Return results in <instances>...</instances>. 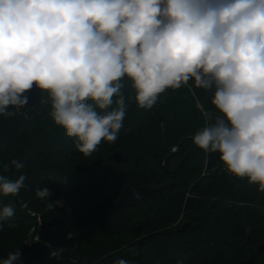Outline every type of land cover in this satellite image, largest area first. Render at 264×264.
I'll return each mask as SVG.
<instances>
[{"label": "clouds", "instance_id": "9594fccd", "mask_svg": "<svg viewBox=\"0 0 264 264\" xmlns=\"http://www.w3.org/2000/svg\"><path fill=\"white\" fill-rule=\"evenodd\" d=\"M124 77L145 110L189 81L212 91L215 111H202L192 144L264 193V0H0V117L22 114L39 90L54 124L89 157L123 127ZM25 180L0 175V194L18 195ZM14 216L13 204L0 208V222ZM21 259L16 250L0 264Z\"/></svg>", "mask_w": 264, "mask_h": 264}, {"label": "trees", "instance_id": "16d2710c", "mask_svg": "<svg viewBox=\"0 0 264 264\" xmlns=\"http://www.w3.org/2000/svg\"><path fill=\"white\" fill-rule=\"evenodd\" d=\"M122 83L128 103L123 127L115 143L102 142L89 157L53 125L50 104L0 117V175L26 177L25 187L9 201L0 194V208L15 206V216L0 222V261L27 244L32 227L38 235L40 218L62 216L76 246L52 247L43 264H114L118 259L176 264L181 258L184 264H264V253L257 250L264 243V193L247 178L228 173L218 153L192 144L191 136L204 124L202 111H215L213 92L189 81L190 86L167 89L145 110L137 107L131 81L124 77ZM3 145H12L10 153L1 150ZM113 154L123 159L117 162ZM11 159L25 167L5 172L2 165ZM102 170L107 180L100 191L94 179ZM151 183L156 191L149 197L106 216L126 187ZM37 187H47L51 197L37 198ZM60 197L64 206L54 202ZM223 199L230 204L220 206ZM187 223L191 226L181 232Z\"/></svg>", "mask_w": 264, "mask_h": 264}, {"label": "water", "instance_id": "95a60500", "mask_svg": "<svg viewBox=\"0 0 264 264\" xmlns=\"http://www.w3.org/2000/svg\"><path fill=\"white\" fill-rule=\"evenodd\" d=\"M40 92L34 90L30 93L29 108H36L39 105ZM111 158L117 162L123 159V155H112ZM156 191V186L151 183L144 186L126 187L120 194L116 204L110 208L107 217L125 206H131L137 201H141L149 197ZM138 193V197L137 194ZM191 226L187 223L180 230L186 231ZM39 241L24 245L20 251L22 259L19 264H43L50 255L52 247H60L64 249H73L77 240L73 236L72 231L62 216H56L52 220L43 219L38 232ZM258 252L264 253V243L257 247Z\"/></svg>", "mask_w": 264, "mask_h": 264}, {"label": "rangeland", "instance_id": "374dc122", "mask_svg": "<svg viewBox=\"0 0 264 264\" xmlns=\"http://www.w3.org/2000/svg\"><path fill=\"white\" fill-rule=\"evenodd\" d=\"M53 125H54V123H53ZM15 138H17V136L15 135ZM43 143H44V141H43ZM11 148H13L12 147V145H3L2 147H1V150L3 151V152H6V153H10V151H11ZM177 149H178V146H175L173 149H172V151L175 153L176 151H177ZM207 163V162H206ZM106 175H105V171H101V177L98 175L97 177H95V179H94V182H95V184H96V186L97 187H99V190L100 191H102V190H104V188H105V182H106ZM102 182V183H101ZM111 190V189H110ZM109 190V192H110V195H111V197L112 196H114V193H113V191H110ZM7 198H9V196H6V199H5V201H9L10 200V198L7 200ZM4 201V202H5ZM58 203H56V204H58L59 206H64V201H63V198L62 197H60V198H58L57 200H56ZM227 204H230L226 199H223V201H222V203H220V206H224V205H227ZM95 207V205H93V208ZM79 210V209H78ZM85 211V210H84ZM41 219V218H40ZM40 219H39V221H40ZM75 221H76V226H78V227H80L81 228V226L82 225H79V224H81V220H80V218H76V219H74ZM39 221H37V222H39ZM182 221V219L176 224V226H178L179 227V224H180V222ZM33 228V227H32ZM31 228V231H30V233H29V235H28V237H29V240H27V243H31L33 240L35 241V239H36V237L38 236H35V234H36V232L34 231V229H32ZM96 235H98V234H93L92 236H96ZM80 236V235H79ZM81 237V236H80ZM245 261H243V262H240V263H244ZM239 264V263H238Z\"/></svg>", "mask_w": 264, "mask_h": 264}, {"label": "bare ground", "instance_id": "6f19581e", "mask_svg": "<svg viewBox=\"0 0 264 264\" xmlns=\"http://www.w3.org/2000/svg\"><path fill=\"white\" fill-rule=\"evenodd\" d=\"M39 104H40V103H39ZM113 155H115V154H113ZM118 155H120V154H118ZM111 156H112V155H111ZM111 156H110V157H111ZM42 220H43V218H41L40 221H39V229H40V225H41ZM38 232H39V231H38ZM35 241H39V239H35ZM35 241H33V242H35ZM31 243H32V242H31ZM27 244H30V243H27ZM27 244H26V245H27ZM262 244H263V243H262ZM258 246H259V245H258Z\"/></svg>", "mask_w": 264, "mask_h": 264}, {"label": "built area", "instance_id": "2783aa9c", "mask_svg": "<svg viewBox=\"0 0 264 264\" xmlns=\"http://www.w3.org/2000/svg\"><path fill=\"white\" fill-rule=\"evenodd\" d=\"M36 239H39V236H37Z\"/></svg>", "mask_w": 264, "mask_h": 264}]
</instances>
